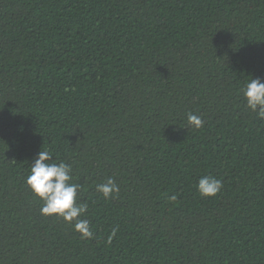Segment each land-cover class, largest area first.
Wrapping results in <instances>:
<instances>
[{
    "label": "trees",
    "instance_id": "16d2710c",
    "mask_svg": "<svg viewBox=\"0 0 264 264\" xmlns=\"http://www.w3.org/2000/svg\"><path fill=\"white\" fill-rule=\"evenodd\" d=\"M252 78L264 0H0V264H264ZM41 150L71 165L92 239L41 215L26 185Z\"/></svg>",
    "mask_w": 264,
    "mask_h": 264
},
{
    "label": "clouds",
    "instance_id": "9594fccd",
    "mask_svg": "<svg viewBox=\"0 0 264 264\" xmlns=\"http://www.w3.org/2000/svg\"><path fill=\"white\" fill-rule=\"evenodd\" d=\"M246 106L264 120V82L260 78H252L241 89ZM187 121L194 129L203 127V119L195 114L187 113ZM52 155L48 150H41L31 163L30 174L26 185L30 191L43 201L41 215L58 216L67 223H74V229L81 234L82 239H92L93 230L90 221L80 217L87 212V204H77V192L81 188L78 183H72L71 165L60 161L51 162ZM197 191L202 197H215L221 191L223 184L214 176H202L197 183ZM96 189L105 199L115 198L119 194V186L112 178L97 184ZM175 201L176 197H170ZM117 229H113L112 235Z\"/></svg>",
    "mask_w": 264,
    "mask_h": 264
}]
</instances>
